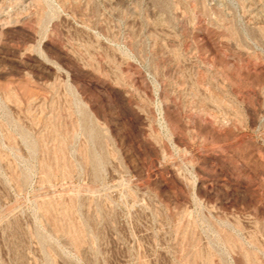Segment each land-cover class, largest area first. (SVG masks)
<instances>
[{"label": "rangeland", "instance_id": "1", "mask_svg": "<svg viewBox=\"0 0 264 264\" xmlns=\"http://www.w3.org/2000/svg\"><path fill=\"white\" fill-rule=\"evenodd\" d=\"M0 264H264V0H0Z\"/></svg>", "mask_w": 264, "mask_h": 264}]
</instances>
